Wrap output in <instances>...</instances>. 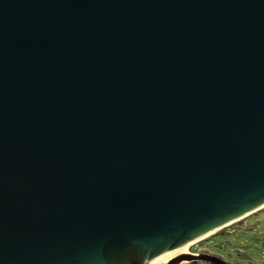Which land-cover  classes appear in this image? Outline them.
Instances as JSON below:
<instances>
[{
    "label": "water",
    "instance_id": "obj_1",
    "mask_svg": "<svg viewBox=\"0 0 264 264\" xmlns=\"http://www.w3.org/2000/svg\"><path fill=\"white\" fill-rule=\"evenodd\" d=\"M263 201L264 0H0V264H145Z\"/></svg>",
    "mask_w": 264,
    "mask_h": 264
},
{
    "label": "rangeland",
    "instance_id": "obj_2",
    "mask_svg": "<svg viewBox=\"0 0 264 264\" xmlns=\"http://www.w3.org/2000/svg\"><path fill=\"white\" fill-rule=\"evenodd\" d=\"M218 232L220 233L213 236ZM215 233L193 243L189 247L190 251L200 254L206 252L205 248L208 247L231 264H264V208L222 227ZM180 260L177 264H202L200 261Z\"/></svg>",
    "mask_w": 264,
    "mask_h": 264
},
{
    "label": "bare ground",
    "instance_id": "obj_3",
    "mask_svg": "<svg viewBox=\"0 0 264 264\" xmlns=\"http://www.w3.org/2000/svg\"><path fill=\"white\" fill-rule=\"evenodd\" d=\"M261 208H264V201L257 204L256 206H254L252 209H249L247 211H245L244 213H240L239 215H236V217L229 219L223 223H220L216 226H214L213 228L199 234L196 235L164 252H161L160 254L156 255L155 257L147 260L145 262V264H167L169 263V261H171V259H173L174 257H178V256H182V255H191L193 254L189 247L193 244L196 243L202 239L207 238L208 236H210L211 234L215 233L216 231H218L219 229H221L222 227L229 225L239 219L244 218L245 216L249 215L250 213L257 211ZM181 261V260H180ZM182 262H185V260H182Z\"/></svg>",
    "mask_w": 264,
    "mask_h": 264
},
{
    "label": "flooded vegetation",
    "instance_id": "obj_4",
    "mask_svg": "<svg viewBox=\"0 0 264 264\" xmlns=\"http://www.w3.org/2000/svg\"><path fill=\"white\" fill-rule=\"evenodd\" d=\"M223 230H225L226 231V229H223ZM224 231V232H225ZM220 232H218V233H215V234H213V236L214 235H216V234H219ZM205 250H207L206 252H202V253H193V254H191V256H194V257H199V256H202V255H207V256H211V257H213V256H218V257H220V258H222V260L224 261V263L223 264H231V262H229L228 260H226V259H224L223 257H221V256H219V255H217V254H215L214 252H212L208 247L207 248H205ZM202 254V255H201ZM190 262H192V261H200L202 264H216V263H214V262H212V261H210V260H203V259H198V258H193V259H191V260H189Z\"/></svg>",
    "mask_w": 264,
    "mask_h": 264
}]
</instances>
